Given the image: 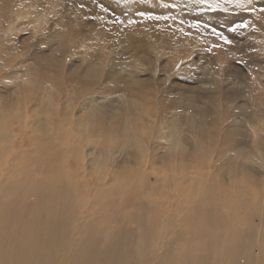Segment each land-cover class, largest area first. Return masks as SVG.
<instances>
[{"label":"rangeland","instance_id":"obj_1","mask_svg":"<svg viewBox=\"0 0 264 264\" xmlns=\"http://www.w3.org/2000/svg\"><path fill=\"white\" fill-rule=\"evenodd\" d=\"M189 2L0 0V219L59 264H261L264 0Z\"/></svg>","mask_w":264,"mask_h":264},{"label":"bare ground","instance_id":"obj_2","mask_svg":"<svg viewBox=\"0 0 264 264\" xmlns=\"http://www.w3.org/2000/svg\"><path fill=\"white\" fill-rule=\"evenodd\" d=\"M122 1H124V0H122ZM167 1H169V3H171V5L174 4V6H176V7H178L176 3H183L185 6V12L190 10L189 0H167ZM129 4H130V2H129ZM219 5H221V4H219V2H217V0H216V7L217 6L219 7ZM196 6H193V8L198 9V7L196 8ZM198 6H199V4H198ZM179 9L180 8L178 7V10ZM142 10H146L148 12L147 8H143ZM173 10H176V8H171L169 11H173ZM179 11L183 12L182 10H179ZM179 20L183 21V22L185 21L183 17ZM117 80H119V78ZM134 80L136 81L135 78H134ZM133 83H136V82H133ZM133 83L131 82L130 84H133ZM130 84H128V85H130ZM8 214H11L8 218H18L17 224L24 222L25 217L20 212L18 213L16 210H10L8 212ZM219 219L223 220L225 222V226H226V224H227L226 218L223 215H219ZM32 222L41 223L42 222V216L37 217L36 219L32 220ZM233 229H234L233 226H228V228L225 230V233L227 234V238L223 242L225 244V246H229V247L232 246L231 241H232L233 236H234L232 234ZM35 235H36V232L32 231V228L26 224L24 225L23 231H19L18 226H15L12 228L8 223H5L3 221V219H0V264H38L39 260L35 261L37 258L42 257L43 255L49 256L50 258H52V257H54V255L56 253V249L60 248L58 251L57 259H56V264H59V262H60V259H58L59 256L62 253L64 255L66 252L69 251V250L66 251V250L62 249L61 246L64 244H67L68 241L61 240L63 237V235H62L60 238L61 241H59L58 244L55 246H52L50 244H46V245L42 244V239H41V240L37 241V246L34 247L33 238ZM26 245H28L29 248L26 247ZM259 255L260 256L258 258L261 259V264H263L264 263V251L259 252ZM73 257H74V255H73ZM73 257L71 258V260L67 264H74L73 263Z\"/></svg>","mask_w":264,"mask_h":264}]
</instances>
